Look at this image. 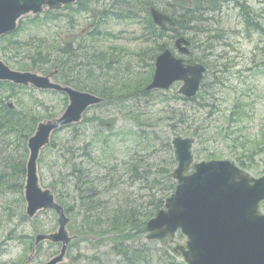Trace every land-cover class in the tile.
I'll list each match as a JSON object with an SVG mask.
<instances>
[{
	"label": "rangeland",
	"instance_id": "obj_1",
	"mask_svg": "<svg viewBox=\"0 0 264 264\" xmlns=\"http://www.w3.org/2000/svg\"><path fill=\"white\" fill-rule=\"evenodd\" d=\"M123 1L90 0L77 12L69 9L55 10V15L62 13L75 16L76 23L72 25L69 18L63 16L62 21L57 20L49 25L37 27V24H31L25 30L26 25L18 33L17 38L32 42V48L41 38H45L43 49L45 52L50 50L56 63L52 66L53 63H50V68H55L61 64L57 62L64 61L60 80L74 81L82 86L94 85L99 92L103 91L106 95L120 94L122 96L119 97L124 99L90 110V127L87 131L80 127L79 141L75 140L74 127L65 128L56 134L53 143L55 146L46 149L41 158L44 183L55 184L57 194L67 204L79 202V192L74 188L75 181L71 175L72 165L77 163L82 165L83 170L88 169L87 174H90L92 181L97 177L101 178L103 184H99V190L103 192L102 201L107 202V211L111 215L117 204L125 205V201L131 199L140 200L136 202L140 206L150 202L151 190L148 185L151 181L147 185L145 178L134 177L130 169L131 163L140 161L139 164L143 165L147 159L153 165L152 171L165 175V171L171 166L173 172L177 164L172 141L176 136L196 138L194 152L198 161L229 159L257 177L264 175V0H224L223 12L217 8L207 10L201 18L210 13L216 14L219 21L206 22L198 19L192 26L185 27L186 36L195 41L191 46L192 54L197 61L208 67L204 84L209 88V93L202 89L200 93L211 95L206 98L211 99L209 102L212 101V96L218 98L213 106L206 108L181 97L178 92L181 82L173 84L168 90L158 89L149 94L130 96L131 92L144 87L147 89L152 77L149 75L154 70L155 56L160 49L156 50L157 44L146 41L143 35L145 31L139 24L146 20L147 13L139 12L138 20L117 18L115 13L119 11ZM158 1L162 6H174V0ZM185 1L196 8L209 3L215 4L214 0ZM217 3L221 4L222 0H217ZM242 3L250 11L247 16L241 11ZM162 6L160 7L170 11ZM182 9L180 6L175 7L179 15H182ZM97 29L102 31L100 35L94 34ZM172 30H167L158 38V42L175 48L173 38L176 33ZM69 36L75 41L74 52L64 55L61 48ZM16 54L18 55L14 58ZM23 54L25 52L17 53L14 49L10 64L24 61ZM149 63L151 66L146 67ZM216 75L221 78L218 79ZM10 92L11 89L6 91ZM10 94L5 103L18 110L20 120L28 116L38 120L45 118L60 112L66 104V96L53 91L23 88ZM199 99L202 103L209 104L202 96ZM236 110H240V113L237 114ZM99 125H102L103 133L111 134L115 140V149L120 156L118 160L106 157L100 144L94 145ZM136 132L150 134L155 141L153 149L146 151L137 150L136 143L129 140L132 150L138 153L129 161V157H124L128 153L123 136L130 137V133ZM116 135L118 136L115 137ZM88 142L89 162H85L83 151ZM166 146L172 148L171 153ZM23 150L16 135L1 134L0 160L4 165L7 162H17ZM157 150V153L152 154ZM114 164H118L115 166L118 169L113 173L106 172V168ZM3 172V166L0 165V175ZM13 182L0 179V187L4 186V190L0 191V264H19L21 259L25 260L30 252H27V247L31 248L33 242L32 236L37 234L36 228L43 232L58 227L54 210L45 211L35 220H24L26 202L21 199L24 196ZM95 197L101 200L100 197ZM71 216L82 217L78 211H73ZM184 241L181 235L165 241H149L146 234L139 235L136 239L137 244H147L146 248L151 251L149 256L154 254L153 264H170L168 259H159L161 254L171 252L176 244ZM58 248L43 244L32 264H43L57 253ZM70 254L72 259L68 264H126L125 259H128L125 254L113 249V242L88 235L80 238L71 248ZM176 262L187 264L183 257H176Z\"/></svg>",
	"mask_w": 264,
	"mask_h": 264
},
{
	"label": "water",
	"instance_id": "obj_2",
	"mask_svg": "<svg viewBox=\"0 0 264 264\" xmlns=\"http://www.w3.org/2000/svg\"><path fill=\"white\" fill-rule=\"evenodd\" d=\"M80 0H0V37L15 30L19 20L28 14H39L50 8H62ZM47 6V7H45ZM157 23L172 18L152 7ZM185 38L177 40V46L188 52ZM206 68L201 63L185 64L172 51L166 50L157 60V70L151 88H169L175 81H184L180 92L194 96ZM57 68L48 75L11 68L0 58V80L21 85H34L41 89L67 92L69 105L56 118L45 119L38 124L29 139L30 155L27 162L25 197L27 213L34 217L43 209H55L59 214V228L49 234H39L36 244L42 240L62 242L61 252L45 264H59L66 259L70 236L69 218L64 207L57 202L50 188L41 183L39 160L42 149L51 141L54 131L68 124L81 122L83 113L102 97L63 86L53 81ZM195 139L178 136L174 139L179 161L173 176L179 184L175 193L166 201V208L151 219L147 229L149 238L162 239L175 235L182 229L187 235V248L180 245L189 264H264V215L259 203L264 199V176L255 178L230 160L194 162L192 147ZM192 165L195 171L185 174ZM34 252L25 264H28Z\"/></svg>",
	"mask_w": 264,
	"mask_h": 264
},
{
	"label": "trees",
	"instance_id": "obj_3",
	"mask_svg": "<svg viewBox=\"0 0 264 264\" xmlns=\"http://www.w3.org/2000/svg\"><path fill=\"white\" fill-rule=\"evenodd\" d=\"M217 1V0H216ZM90 2V0H82L78 4L75 5H68L64 9H69L77 12L78 10H81L82 7ZM159 6H162L161 2L158 0H124L122 4L119 7V11L115 14L118 19H127V20H138L139 19V12H145L147 13L146 20L143 22V30L144 36L146 37L147 42H151L152 44H157L156 50L162 49L164 47V44H160L158 42V38H161L162 35L166 32L164 30H161L158 28L153 20L151 19L149 15V7L150 5L157 4ZM171 5V4H170ZM165 5L162 7H170ZM173 12L172 14L176 18V26L173 27L172 31H174L176 34H184L185 27L186 26H192L194 23V19H197L196 17V10L189 6L186 9L181 10L182 15H179L175 7H182L180 5L179 0H174L173 3ZM200 7V6H199ZM86 9H88V6H85ZM55 10H49L47 12H44L43 14L35 15L33 17L27 16L23 18L18 28L5 36H2L0 38V55L8 63L11 62L13 59L11 52L15 49L16 52H25L23 54L25 60L24 61H17L12 64L15 68L21 69V70H38L41 72H46L50 68V63L54 65V59L51 57L50 50L43 49V44L45 42V38H41L37 45H35L34 48H32L33 43L28 41L27 39H20L18 37V33L22 30L23 27H25V30L30 27L31 24H37V27L42 26V24L49 25L51 22L61 20L63 16H67L69 18V22H72V25L76 23L75 16L70 14H62L55 15ZM106 11H103V13ZM103 15V14H101ZM73 16V17H71ZM71 17V18H70ZM103 19V16L101 17ZM214 21V20H213ZM185 23V24H183ZM29 24V25H28ZM51 30V28H49ZM94 34H101L102 31L100 29H97L94 31ZM192 40V43H195L193 38H190ZM74 43L75 41L71 39V37H68V40H65L64 46L61 48V51L64 55H70L74 52ZM16 54L14 58L17 56ZM194 56H191L189 61H194ZM61 63L63 66V62H57ZM148 82L145 81L144 84L146 85ZM66 83H72L75 87L82 89V90H94L99 91L97 87L94 85L90 86H82L81 84L75 83L74 81L67 80ZM26 88L24 86H18L11 82H4L0 81V136L3 133H7L9 135H16L18 138L19 145H22L24 150L21 155V158L17 162L9 163L7 162L6 165L3 164L2 160H0V165L3 166V174L0 175V179L2 181H5L8 179V181L13 182V185H15L20 192V194L23 195V188H24V180L26 175V162H27V155H28V149H27V140L29 136L33 133L38 119H34V117H26L20 120V115H18V110L12 109L5 103V100L10 97V93L13 91H20L21 89ZM11 89L10 93H6ZM202 90L204 92L209 93V88L205 84H203ZM150 91L147 90L145 87L141 90L131 92V95H139V94H149ZM200 96H195L193 98H184L183 99L187 102H193L201 106V107H208L207 104H204L199 99L201 96L203 97L206 102L209 103L210 106L214 105V102H209L210 100H207V96L209 95H202L200 93ZM104 97L109 98V102L112 101H123L124 99L119 97L122 96L120 94H103ZM211 96V95H210ZM209 96V97H210ZM214 98V96H212ZM3 103V104H2ZM3 106V107H2ZM236 113L239 114L240 110H236ZM88 121V120H87ZM182 121V119H181ZM102 125H99L97 127V139L94 142L95 144H100V146H103V153L106 155V157H109L111 159H119V155L117 154V150L115 149V140L112 138V135L108 136V134L105 135V132L103 133L101 130ZM75 128V140L79 141L80 139V126H74ZM198 128H196L194 131L196 132ZM118 136V135H117ZM131 137V138H130ZM130 137L125 136L123 138V141L125 144H127V155L124 157H129V161H131L132 158H134L136 153L131 148V142L136 143V149L137 150H152L153 149V143L155 141V138H152L150 134L147 133H130ZM122 142V141H121ZM90 144L88 142L86 146L83 148V156L85 157V162L88 161V154L89 150L87 149V145ZM55 146V144H53ZM167 147V146H166ZM168 151L171 153L172 148H168ZM152 152L153 153H157ZM83 157V159H84ZM1 159V155H0ZM128 161V162H129ZM73 162V160L71 161ZM138 163H131V170L134 173V177L137 178H145L146 184L148 185V181H151V183L148 185L149 189L151 190L149 192V199L150 202H145L142 205L139 206L136 202H140V200L131 199L130 201H125L127 204L125 205H116L114 207V210L112 212V215L107 211L108 205L107 202H103V192L99 190V184H103V182L100 180L101 178L97 177L95 178V181L91 180L90 174H87L88 169L83 170L82 165H78L77 163H74L72 165V172L71 175L74 177L75 183H73L74 188L77 189L79 192V202L75 203L74 205L67 204L61 197H59L60 201L64 204L66 211L68 214L71 215L73 211H78L79 215H82L81 218H75L74 223L71 224L70 228L72 232L77 233L80 237L77 239L74 243L70 245L72 248L75 246V244L80 240V238L85 237L88 235V237L92 238H103L104 236L113 233L114 234V241H113V249L119 253L125 254V256L128 258L125 261L126 264H153L155 261L154 254L149 256L151 251H148L147 244H137L136 239L137 236L141 233L144 234L146 229L145 225L146 222L153 216H155L164 206H165V200L166 198L172 193L176 186V182L171 176V166L168 167V169L165 171V177L164 174L161 172L157 173L155 171H152L153 165L150 161L147 159L143 162V165ZM118 164H114L112 166H108L107 171L109 173L115 172L118 168L115 167ZM87 174V175H86ZM13 177L15 179H13ZM165 177V178H164ZM52 187L56 191L55 184H52ZM159 188L158 191L154 192L156 188ZM113 189V188H112ZM4 190V186L0 187V191ZM111 190V188H109ZM154 192V193H153ZM95 196L100 197L101 200L96 198ZM21 199L24 200V197L21 196ZM76 207V208H75ZM141 208V209H140ZM74 209V210H73ZM24 220H29L27 215H23ZM36 232L42 230L36 228ZM134 230V233H130ZM7 239H9V235L6 236ZM133 240H135V244L133 243ZM2 244H0V247ZM32 248V247H31ZM30 247H27V252L31 249ZM1 249V248H0ZM160 260L162 259H168L170 264H178L176 262V258L170 253V251L164 252V254H161ZM24 262V259H21L19 264Z\"/></svg>",
	"mask_w": 264,
	"mask_h": 264
},
{
	"label": "flooded vegetation",
	"instance_id": "obj_4",
	"mask_svg": "<svg viewBox=\"0 0 264 264\" xmlns=\"http://www.w3.org/2000/svg\"><path fill=\"white\" fill-rule=\"evenodd\" d=\"M260 210L264 213V201L260 203Z\"/></svg>",
	"mask_w": 264,
	"mask_h": 264
}]
</instances>
